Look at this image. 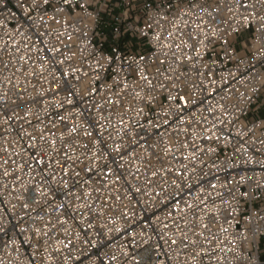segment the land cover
<instances>
[{
    "label": "clouds",
    "instance_id": "clouds-1",
    "mask_svg": "<svg viewBox=\"0 0 264 264\" xmlns=\"http://www.w3.org/2000/svg\"><path fill=\"white\" fill-rule=\"evenodd\" d=\"M12 2L16 3L17 0ZM212 2L215 4L216 0ZM240 2L241 0H219L220 14L216 26L228 29L235 24L236 17L246 15L244 11H237ZM247 3L249 10L255 4L257 11H260L259 6L264 4V0H247ZM3 7L4 0H0V8ZM0 18L5 21L13 19L7 11H0ZM15 20L19 21L20 17H15ZM171 23L169 20L164 24L165 31L169 30ZM189 27L191 28V25ZM23 30L24 39L33 45V48L21 47L17 51L3 44V41L8 39V29L6 26L0 28V200L4 202L0 204V264H65V256L70 257L67 264H74L77 256L81 257L82 264H99L97 256L108 260L115 256L113 264H134V261L139 264H264V260H261L264 250L260 247L259 234L255 235V240L253 237L260 217L264 216V205L259 209L253 207L252 201L258 198V194L257 197H249L246 202H242L239 195L241 187L250 190L264 186V171L260 170L261 166H264V147L246 141L250 147H256L262 153L256 157L255 166L244 164L240 157L233 160L220 156L217 159V153L207 151L203 154L196 152L195 158L188 161L177 160L175 157L184 151L182 143L187 134L183 131L174 133L175 126L163 127L162 112L169 108V105L164 104L163 108L161 107V77H155L158 83L149 87L144 81L132 78V69L127 65L122 68L119 59L116 63L109 64L107 53L101 55L99 48H95V55H92L94 49L91 46L84 47V52L79 53L77 50L83 46L78 42L79 34H74L72 43L68 45L66 50L70 55L64 57L63 65L58 62L62 53L49 54L48 60L44 61L41 59L45 55L40 51L42 45L35 44V40H47V47L52 48L55 45L53 37L61 29L45 28L39 21L33 20ZM181 30L185 37L198 35L195 29L190 32L182 27ZM44 31H48L47 37L39 35ZM88 39L90 40L91 36ZM107 39L106 35L102 36L101 44ZM164 53H167L168 64L162 67L173 68L178 63L176 57L184 54L175 49L159 48L157 52L149 55L164 59ZM25 54L30 62L20 61V56ZM89 59L98 60L102 67V70L95 74L99 76L100 82V91L96 95H92L89 90V85L96 84L92 75L85 77L81 74L79 81L72 76H61L65 69L86 66ZM225 59L227 60V57ZM40 64L44 65L43 73L39 70ZM109 67L112 70V79H107ZM196 67L200 68L199 65ZM239 71H244V67L241 66ZM185 75L194 78L191 68ZM125 77L129 78L127 89L121 87ZM238 84L237 77L236 83L229 87H236ZM137 91L141 96L136 95ZM69 92L72 93L71 97L67 95ZM231 95L230 92L218 90L217 97L213 100L218 104L221 97ZM53 96L59 99L60 107L52 99ZM149 96L152 97L151 101L148 100ZM69 98L72 99L71 105L67 102ZM197 99L200 97L197 96ZM113 100L117 102L112 103ZM224 102L228 105L225 110L235 107L234 100L229 102L225 99ZM204 107H207V104ZM5 111L14 112L15 117L10 121L6 120ZM27 112H31V115H26ZM174 114L173 106V110L168 111V118L172 119ZM217 115L219 116V113ZM121 121H124L123 125ZM157 123L162 126L158 131L155 128ZM73 124L76 126L75 133L70 131ZM21 125L26 131L44 137L39 143V151L52 159V167L42 170L37 165L31 168V173L18 168L21 161L27 166L32 160L20 147L21 141H28L27 135L21 132ZM238 127L239 124H235L229 130L234 131ZM41 128L45 131L41 132ZM193 128H196L198 136L206 135L196 126L195 121ZM49 132L55 133V136H48ZM86 132L90 135L86 136ZM160 133H163V136ZM52 138L57 140L55 149L48 143ZM193 139L190 138L189 142ZM166 141L173 144V152L168 156L163 154ZM117 143L121 147L119 152L115 150ZM236 143L238 140L234 137L228 147H234ZM8 144L13 145L10 152L5 151ZM199 144V140H196L195 147ZM17 151L21 152L19 157L15 156ZM131 151H135L136 157L142 162L139 172L131 156L124 155ZM65 152L68 159L65 158ZM96 152L100 153L99 164L94 163L96 157L93 153ZM227 155L232 156L230 152ZM12 160H15V163H5ZM56 160L71 169V177H62V170L56 166ZM105 164L113 168L114 174L119 173L124 177L119 185L115 186L120 188L124 199L107 200V194L111 192L115 196L116 191L115 187L109 188L103 184L102 179H98L103 175ZM182 164L187 165L186 171L195 169L191 172L188 182L204 187V195L210 199L205 210L196 199L198 188H193L192 195H188L185 188L181 195L185 201L192 202V207L187 212L181 211L169 216L168 213L173 208L171 202L176 199L178 188L170 180L162 183L157 181L151 188L147 187L146 182L151 179L152 170L175 169ZM237 165L255 167L256 171L244 173ZM89 167L93 168L92 179L96 181L88 185L93 191V196L83 197L82 202L87 207L79 209L75 197L86 190ZM5 170L12 174L5 176ZM77 172L79 177L75 175ZM137 175L139 179L135 178ZM240 175L246 176V184L239 183ZM213 176L217 177V188L210 189L208 185L213 182ZM178 179L180 183H185V178ZM232 179L237 180V183H231ZM64 180L68 181V187H65ZM13 184L16 185L14 192L11 188ZM38 186L43 187L45 191L37 193ZM129 186H139L147 192L160 190V196L154 198L140 194L137 196L140 203L137 204L135 200L129 201L125 195ZM25 203L29 205L28 208L23 207ZM60 204L65 206L64 210L58 207ZM113 205V218L117 219V225H123V233L115 231L117 225L108 223L107 210ZM124 206L132 210V213L130 217L120 220L118 217L122 214ZM5 208L8 209L7 212ZM65 211L69 213L68 222L61 225L58 216H63ZM243 213H250L252 219L248 220L246 216L241 215ZM200 216L205 219L201 220ZM89 223L94 227L88 229L85 235L84 229ZM204 223L209 225L207 229L202 227ZM45 224H49L47 231L43 227ZM101 225L106 227L101 228ZM36 228L40 229L39 233H35ZM76 232L81 233L78 238L74 235ZM130 232H135L136 235L132 237ZM58 239L71 240L72 247L64 249L62 246V250L54 253V259L49 262L47 257L49 253H53ZM85 240L95 242V251L91 243H84ZM173 240L177 242L174 244ZM213 240L215 243H211ZM202 250L207 254L203 255ZM125 251H129V255H124Z\"/></svg>",
    "mask_w": 264,
    "mask_h": 264
},
{
    "label": "snow or ice",
    "instance_id": "snow-or-ice-1",
    "mask_svg": "<svg viewBox=\"0 0 264 264\" xmlns=\"http://www.w3.org/2000/svg\"><path fill=\"white\" fill-rule=\"evenodd\" d=\"M12 0H4V7L0 11H7L8 15L13 19L5 21L0 18V28L8 29V39L3 41V44L11 46L19 51L21 47L28 49L33 48L24 39V27L30 21H39L40 25L45 28L58 27L61 29L56 36L53 37L55 45L52 48L47 47V40L36 39L35 44H41L40 51L45 55L41 57L47 61L49 54L62 53L59 59V64L65 63V56L70 53L66 50L68 45L73 41L74 34H79L83 46L77 51L84 52V47H93L92 55H95V48L100 49L101 55L107 53V60L109 64H114L119 59L121 67L127 65L132 69V78L144 81L147 86H155L158 81L155 77H161L159 81L161 95V107L164 104L169 105V108L164 109L162 115L164 117L163 127L175 126L173 132L183 131L187 135L184 137L182 149L184 150L181 155L175 157L180 161H188L190 158L194 159L196 152L203 154L205 151L208 153H217V159L224 156L226 159H233L240 157L244 160V164L256 165V157L262 155L260 150L256 147H250L246 141H251L253 145L259 144L264 147V4H261L260 11H257V5H253L249 10V5L245 0H241L237 6V11H244L247 14L235 18V24L228 29L219 28L216 26V20L220 14L219 0L213 4L212 0H17L14 3L15 11L12 7ZM230 11V9H229ZM199 13V16H197ZM20 17L19 21L15 17ZM192 17V19H189ZM169 20L172 21L169 30L165 31L164 24ZM211 21V23H210ZM191 25V28L189 27ZM189 29L191 32L195 29L198 35L193 34L185 37L181 28ZM219 28V30H218ZM117 31L119 36L117 37ZM39 35L47 37L48 31H44ZM107 36L108 39L101 44V37ZM91 36L89 40L88 37ZM30 38V37H29ZM159 48L175 49L177 52H183L180 57H176L178 61L175 68L162 67L168 64L167 53H164V59H158L156 56H150V53H155ZM227 57V60L225 59ZM21 62H30L27 54L20 56ZM136 65V67H133ZM199 65L198 69L196 66ZM244 67V71H239L240 67ZM88 69L87 71L85 69ZM193 70V77L186 76L185 73ZM228 69H234L229 71ZM41 73L44 72V65H39ZM59 70V69H58ZM102 70L101 64L98 60L92 61L86 66L79 69L73 67L65 69L61 72L62 77L72 76L79 81L81 74L85 77L92 75L95 79V86L89 85V90L92 95H96L100 91L99 76L95 75ZM107 79H112L111 67L107 69ZM221 73L223 75H221ZM35 75V73H32ZM239 78V84L236 87H229L236 83V78ZM128 77L124 78L121 87L128 88ZM175 81V83H174ZM11 83V81L9 82ZM179 85V86H177ZM218 90L230 92V97H221L220 103H215L213 98L217 97ZM69 97L72 93H67ZM137 96H141L139 91L136 92ZM197 96L200 99H197ZM57 106L60 107V101L56 96H53ZM228 99L229 102L235 101V107L231 110H225L228 105L224 102ZM148 100L151 101L152 97L149 96ZM68 104H72V99H68ZM117 101L113 100L112 103ZM207 104V107L204 105ZM174 115L172 119L168 118V111L173 110ZM143 111V109H140ZM155 110V109H153ZM207 113V116L201 115ZM219 113V116L217 115ZM5 119L10 121L15 117V113L5 111ZM26 115L30 116L31 112ZM222 117V118H221ZM63 118L61 117V120ZM200 128L206 135L198 136L196 128H193V123ZM152 123V121H148ZM31 123V121H29ZM123 125L124 121L120 122ZM239 124L238 128L230 131L232 126ZM182 126V127H181ZM162 126L157 123L155 125L158 131ZM251 127V131H249ZM44 132V129H40ZM71 132H76V126L70 129ZM21 132L28 137L27 143L21 141V149L26 152L28 156L32 157L31 164L25 165L23 161L18 165V168L26 169L31 173V168L39 166L42 170L52 167L53 161L51 158L39 151V143L44 139L43 136H36L32 132L26 131L21 125ZM259 133L260 135H257ZM90 135V133H85ZM163 136V133H160ZM48 136H55V133L49 132ZM234 137L238 143L234 147L229 148L228 145L233 142ZM190 138H194L189 142ZM63 139V135H61ZM199 140L200 144L195 147V141ZM207 142V144L205 143ZM6 143H8L6 141ZM50 146L55 149L57 140L52 138L48 141ZM98 143V141H97ZM163 149V154L168 156L173 152V144L168 143ZM214 145V146H213ZM145 147L147 145H144ZM13 145L8 144L5 148L6 152L9 148L12 149ZM116 151H121L120 144L115 145ZM231 153L229 157L227 153ZM20 151L15 153L19 157ZM65 158L68 159L67 152L64 153ZM96 157L95 164L100 163V153H93ZM125 156L130 155L135 161L137 172L142 167V162L136 157L135 151L124 153ZM152 153H149L151 156ZM8 163H15V160L5 161ZM58 168L62 170V177H71L72 171L67 165H62L59 160L55 161ZM241 172L247 173L249 171H256L255 167L246 168L241 165ZM187 165L182 164L181 167L175 169H157L152 170L150 173L151 179L148 180L147 187L151 188L153 183L160 181L170 180V182L178 188L175 200H172L173 208L168 213L172 216L181 211L187 212L192 207L191 201H185L181 192L187 188V194L192 195L193 188H198L196 192V199L201 202V205L207 209V203L210 199L209 196L204 195L206 189L199 185H193L188 180L191 178V172L186 171ZM261 171H264V166H261ZM147 171V170H146ZM88 179L85 183V191L81 195H77L75 200L76 206L79 209H84L87 206L82 202L83 197H92L93 191L88 188V185L94 184L96 181L92 179L93 168L87 169ZM102 179L104 185L109 188L119 185L120 181L124 178L121 174L115 173L113 168L104 165L102 169ZM12 173L5 170L4 175L10 176ZM79 177V172L75 174ZM139 179V175L135 177ZM178 178H185V183H180ZM213 182L209 183L210 189L217 188V177L213 176ZM245 175L239 176V183L246 184ZM231 183L236 184L237 180L232 179ZM65 187H68V181L64 180ZM26 187V186H22ZM79 187V186H78ZM12 191H15L16 185L11 186ZM37 193L44 192L43 187L36 188ZM99 191V189H97ZM116 195L113 196L111 192L107 194V200L119 201L124 199V195L120 194V188L115 187ZM144 194L154 198H159L160 190L147 192L145 188L139 186H129L127 188V195L129 201L135 200L137 204V196ZM223 194V193H221ZM252 201L253 207L259 209L264 205V186H257L252 189L241 187L239 195L242 202H246L249 197H257ZM4 202L0 200V204ZM24 208L29 205L25 203ZM61 210H64L63 204L58 205ZM113 208L115 205L108 208V223L117 225V219L114 217ZM8 209L5 208V212ZM103 211V210H102ZM132 210L124 206L122 214L118 217L123 220L125 217H130ZM67 211L63 216H58L61 225L68 222ZM246 216L248 220L252 219L250 213L241 214ZM87 219V217H85ZM146 219V218H145ZM204 220V216H200ZM51 222L49 221V224ZM49 224L43 227L47 231ZM239 227V224L236 225ZM94 225L89 223L87 229L93 228ZM105 228L106 225H101ZM207 229L209 225L204 223L202 225ZM111 231V229H108ZM225 230L226 229H222ZM35 233H39L40 229H34ZM115 231L123 233V225H117ZM80 232L74 233L78 238ZM87 231H85V235ZM259 234V243L262 250H264V216H261L257 226L256 232ZM129 235L134 237L135 232H130ZM203 235V233H199ZM177 241L173 240L172 243ZM85 244L91 243L93 248H96L95 242L85 240ZM195 243V241H193ZM206 243H209L206 241ZM215 243V240L211 241ZM64 249L72 247V241H56V247L53 253H49L48 260L51 262L54 259V253L60 252ZM202 254L206 255V251L202 250ZM124 255H129V251H125ZM70 257L65 256V264ZM87 259V257H85ZM99 264H113L116 257L113 256L111 260L101 259L97 256ZM261 260H264V253L261 255ZM74 264H82L81 257L75 258ZM134 264H139L134 261Z\"/></svg>",
    "mask_w": 264,
    "mask_h": 264
},
{
    "label": "built area",
    "instance_id": "built-area-1",
    "mask_svg": "<svg viewBox=\"0 0 264 264\" xmlns=\"http://www.w3.org/2000/svg\"><path fill=\"white\" fill-rule=\"evenodd\" d=\"M245 2H247V0H245ZM9 7H12L13 11H15V8H14V3L12 2V4H9ZM6 148H8V146L6 145ZM8 151H12L11 148L8 149ZM257 171H259V169H257ZM84 231H88L87 228L84 229ZM95 251V249H94Z\"/></svg>",
    "mask_w": 264,
    "mask_h": 264
}]
</instances>
